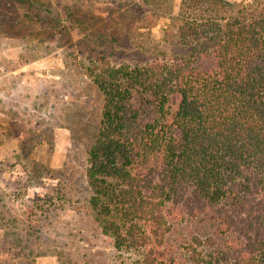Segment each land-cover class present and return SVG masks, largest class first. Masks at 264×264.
<instances>
[{
  "label": "trees",
  "instance_id": "trees-1",
  "mask_svg": "<svg viewBox=\"0 0 264 264\" xmlns=\"http://www.w3.org/2000/svg\"><path fill=\"white\" fill-rule=\"evenodd\" d=\"M167 26L187 54L86 68L95 222L142 264H264V0H181Z\"/></svg>",
  "mask_w": 264,
  "mask_h": 264
},
{
  "label": "rangeland",
  "instance_id": "rangeland-1",
  "mask_svg": "<svg viewBox=\"0 0 264 264\" xmlns=\"http://www.w3.org/2000/svg\"><path fill=\"white\" fill-rule=\"evenodd\" d=\"M40 1L0 0V264H142L89 206L103 96L86 68L187 54L167 26L181 0Z\"/></svg>",
  "mask_w": 264,
  "mask_h": 264
}]
</instances>
